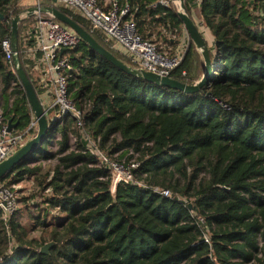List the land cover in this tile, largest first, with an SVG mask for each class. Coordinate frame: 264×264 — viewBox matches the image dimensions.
<instances>
[{"label":"trees","instance_id":"16d2710c","mask_svg":"<svg viewBox=\"0 0 264 264\" xmlns=\"http://www.w3.org/2000/svg\"><path fill=\"white\" fill-rule=\"evenodd\" d=\"M117 1L130 6L126 17L136 22L143 39L176 54L186 36L178 6ZM40 3L57 7L135 66L80 9L53 0ZM25 9L21 0H0V107L5 123L17 124L15 133L27 130L34 115L2 42L12 40L13 19ZM186 9L203 36L202 29H208L214 37L211 46L205 38L213 73L197 92L128 74L83 40L61 52L71 64L69 97L82 116L59 120L48 111L44 142L0 180L12 189L32 178L41 192L50 191L41 195L38 214L27 212L31 225L20 221V210L5 220L0 209V264H264L262 0H202L200 5L186 0ZM37 20V15L21 18L18 52L40 97V72L26 53ZM29 21L30 33L23 25ZM204 72L203 55L189 38L170 76L191 84ZM37 132L36 124L27 141ZM86 135L109 157L136 162L133 181L113 190L112 173L99 165ZM54 208L59 214L49 218Z\"/></svg>","mask_w":264,"mask_h":264},{"label":"built area","instance_id":"2783aa9c","mask_svg":"<svg viewBox=\"0 0 264 264\" xmlns=\"http://www.w3.org/2000/svg\"><path fill=\"white\" fill-rule=\"evenodd\" d=\"M53 1L56 4L80 9L92 23L93 29L101 31L107 39L111 40L114 48L127 55L136 68L170 75L183 58L187 44L183 45V51L169 56L160 51L155 42L143 39L138 34L136 22L126 17L130 11V6L127 3L121 5L117 0H112L108 7H104L99 0ZM37 2L38 6H42L40 0ZM170 2L178 6L179 9L178 2L175 0H160V3L164 5H168ZM201 2L202 0H196L198 5ZM26 11L22 12L23 17L38 16L33 32L30 33L28 30L29 36H32L34 42L32 45H27L26 53L35 61L36 69L40 72L39 98L44 105L46 114L52 110L55 119L62 120L74 117L80 119L82 112L69 97V81L66 71L71 68V64L66 56H62L61 52L62 49L77 46L82 39L75 30L53 16L48 14L49 17H43L39 11L30 15ZM2 48L6 56L13 59L12 40L9 37L3 40ZM36 124L34 118L27 130L19 133L9 131L8 123H5L3 109L0 107V162L27 142L29 129ZM85 138L88 141V146L98 157L99 165H103L111 171L114 185L120 182L133 181L132 171L136 167V162L127 163L125 160L120 161L111 158L99 149L96 143L89 139L88 135ZM160 192L166 196L171 195L166 190ZM17 205L16 192L0 183V209L5 220H8L16 212Z\"/></svg>","mask_w":264,"mask_h":264},{"label":"water","instance_id":"95a60500","mask_svg":"<svg viewBox=\"0 0 264 264\" xmlns=\"http://www.w3.org/2000/svg\"><path fill=\"white\" fill-rule=\"evenodd\" d=\"M175 1L178 2L179 5L178 14L185 26V30L189 38L193 40L196 47L202 53L205 61V72L203 77L199 81H196L191 84L183 83L179 80L172 78L170 75H162L153 71L139 69L124 63L121 59L116 57L112 52H110L103 45H101L88 30H86L83 26L75 22L72 18L67 16L65 13L60 11L55 6L36 5L32 8L27 9L26 13L31 15L33 14V12L39 11L40 13H47L53 16L58 21L62 22L63 24L75 30L78 33V35L81 37V39L84 42H86L98 54L105 57L117 68L127 72L128 74L138 76L143 79H147L149 81L155 82L158 85H164V86L180 89L187 93H194L199 91L201 87H203L209 81L213 73L211 54L209 51L208 44L205 40V37L201 33L195 20L189 15L186 9V0H175ZM262 7L264 12V0H262ZM22 17H23L22 15H18L13 19V30H12L13 62L16 67V72L21 81V84L23 85L26 94L28 96V100L30 102L34 118L38 125V132L33 138L25 142L9 157H7L5 160L0 162V180L8 173V171L11 170V168H13L16 164L20 163L22 160L30 156L34 151L38 149V147L44 142L47 131L50 127V123L44 105L42 104L39 96L37 95V92L19 59V52H18L19 22ZM64 50L65 49H62V51ZM16 125H17L16 123H13V119H10L8 121V130L12 131L13 128L16 127ZM52 244L53 242L46 244L42 248V251L48 252V249Z\"/></svg>","mask_w":264,"mask_h":264},{"label":"rangeland","instance_id":"374dc122","mask_svg":"<svg viewBox=\"0 0 264 264\" xmlns=\"http://www.w3.org/2000/svg\"><path fill=\"white\" fill-rule=\"evenodd\" d=\"M21 3L23 5H25V7H26L25 10H27L29 8H32V7H34V6H36L38 4L37 0H22ZM194 12L196 13V11H194ZM194 12H193V15H194ZM32 23H33V21H29L27 23L25 22L23 24L24 25V31L26 30V27L27 26L29 27ZM186 37H187V32H186V36H185V33H184V37L181 40V42H180V44H179V46L177 48V52L184 50L183 45H185ZM154 38L158 39V36H154ZM187 38H189V37H187ZM166 52L168 54H170L169 51H166ZM170 55H172V54H170ZM71 145H72V147H75V145H76V140H75L74 137L71 139ZM51 164H53V163H51ZM49 166H47V168ZM116 186H117V184L113 185V190L116 189ZM12 190L15 191L16 194H17V199H18V205H17L18 208H17V210H20L22 212V214H23L21 216V218H20V221H22L23 223H25L27 225L28 224H30V225L33 224V220L30 219V217L27 214V212L29 211V214L31 212L32 215L33 214H35V215L38 214L39 207L37 206V204L43 202V199H42L43 197L41 195L42 194H50V191H46V193L45 192L44 193L41 192L40 188L37 186L35 180L32 179V178H28V179H25L24 181H21L19 183L13 184L12 185ZM25 196H31V199L27 203H25L23 201ZM43 213H45V212H43ZM58 214H59V208H54V209L51 210L49 218H51L52 216H56ZM35 235H40V232L35 233Z\"/></svg>","mask_w":264,"mask_h":264},{"label":"crops","instance_id":"0c3cea01","mask_svg":"<svg viewBox=\"0 0 264 264\" xmlns=\"http://www.w3.org/2000/svg\"><path fill=\"white\" fill-rule=\"evenodd\" d=\"M21 1H22V0H21ZM108 1H109V2H106L105 4H110V2H111L112 0H108ZM108 6H109V5H105V7H108ZM198 7H199V6H198ZM194 8H195L194 10H196V7H194ZM194 10H193V11H194ZM195 17H196V20L199 22L200 19H199L197 13H195ZM202 30H203V32H204V36H205V38H206L208 44H210V46L213 45V44H214V37H213L211 31L208 30V29H202ZM188 39H189V38L186 37V39H185V44H187Z\"/></svg>","mask_w":264,"mask_h":264}]
</instances>
